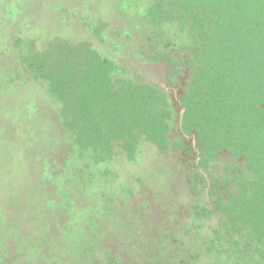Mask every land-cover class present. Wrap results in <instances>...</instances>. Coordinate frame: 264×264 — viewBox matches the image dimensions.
Returning a JSON list of instances; mask_svg holds the SVG:
<instances>
[{
    "label": "trees",
    "instance_id": "1",
    "mask_svg": "<svg viewBox=\"0 0 264 264\" xmlns=\"http://www.w3.org/2000/svg\"><path fill=\"white\" fill-rule=\"evenodd\" d=\"M142 20L147 59L165 63L167 82L183 79L176 106L165 89L128 77L88 40L54 37L39 47L15 37L16 75L42 83L74 154L93 165L118 156L132 162L142 144L160 154L183 152L190 191L205 186L207 196L202 207L195 205L193 223L216 220L201 264H264V0H147ZM93 26L96 36L108 27L103 21ZM180 34L187 56L173 55ZM172 132L183 138L172 140ZM222 155L226 164L208 177ZM134 224V238L124 241L127 257L116 264H179L166 222L154 225L150 236L144 213L135 214ZM5 227L6 238L19 244L36 239ZM100 237H87L80 250L59 244L55 254L95 257L104 248Z\"/></svg>",
    "mask_w": 264,
    "mask_h": 264
},
{
    "label": "rangeland",
    "instance_id": "2",
    "mask_svg": "<svg viewBox=\"0 0 264 264\" xmlns=\"http://www.w3.org/2000/svg\"><path fill=\"white\" fill-rule=\"evenodd\" d=\"M146 6L147 0L1 1L0 264H116L117 257L119 261L127 257L124 241L134 238L130 230L138 211L144 213L147 236L152 235L154 225L167 223L166 235L177 250L179 264L206 261L204 243L216 223L215 215L193 223L195 205L202 207L207 196L205 186L198 194L190 191L191 167L183 152L160 154L155 147L142 144L132 162L118 156L93 165L78 158L71 137L61 127L57 103L40 81L28 76L21 80L15 72L20 63L15 37L33 39L39 47L54 37L88 40L126 69L128 77L165 89L176 106L183 79L167 82L165 63L151 62L144 54ZM99 21L108 27L96 36L92 29ZM174 42V56L189 54L185 34L176 36ZM170 138L179 141L183 137L172 132ZM226 161L222 155L206 175L215 176ZM5 225L17 230L19 238L29 231L36 239L20 244L7 239ZM97 233L104 248L95 257L55 254L59 244L78 245L80 250L87 245V237ZM184 238L187 242L182 244Z\"/></svg>",
    "mask_w": 264,
    "mask_h": 264
}]
</instances>
